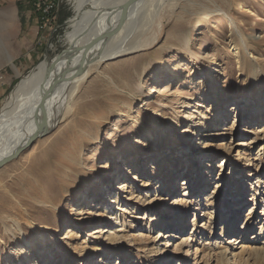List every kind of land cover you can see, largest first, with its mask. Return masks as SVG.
Instances as JSON below:
<instances>
[{
  "label": "rangeland",
  "instance_id": "1",
  "mask_svg": "<svg viewBox=\"0 0 264 264\" xmlns=\"http://www.w3.org/2000/svg\"><path fill=\"white\" fill-rule=\"evenodd\" d=\"M162 4L145 3L111 40V45L138 49L102 62L97 72H90L63 104L50 129L0 167V264H100V258H104L101 264H149L158 223L164 219L159 212H167L158 202L169 194L164 188L168 176L174 175V188L182 195L191 159L201 166L193 176V180L200 179V186L191 193L200 191L189 198L183 233L173 228L177 236L194 235L195 243L211 244L224 222L217 221L222 213L236 217L235 229L240 231L253 206L248 224H264L262 82L254 88L256 97L261 94L263 99L260 117L252 113L247 119L251 133L240 134L245 124L232 126L229 112L243 97L248 69L240 64L256 58L264 71V0H169ZM7 10L11 16L4 18L1 13ZM73 11L72 0H0V106L21 76L67 47L64 35ZM236 27L246 38V48L236 45ZM156 51L162 52L179 78L149 65ZM151 86L155 92L148 97ZM92 125L99 129V136L87 143L85 132L92 131ZM191 127L188 143L185 131ZM75 141L84 145L78 164L73 158ZM69 163L78 172L84 167L88 183L63 197L67 180L79 179L73 172L68 174ZM110 171L116 177L106 183ZM127 171H133L134 180H128ZM122 177L126 185L131 184L129 192L116 190ZM95 185L101 189L97 195L107 200L111 218L106 222L91 190ZM54 197L62 200L56 232L50 231L55 220L45 207ZM200 201L216 214L199 234L192 221L198 215L205 217L195 204ZM89 210L98 215L86 221L88 233L80 231L73 219L85 217ZM29 220L45 223V228L38 231ZM97 227H102L100 235L90 233ZM108 232L118 238L113 244L105 238ZM71 233L78 236L71 238ZM124 237L129 241L126 244ZM263 238L264 232L258 236ZM81 246L86 251L98 246L101 251L86 261L79 257ZM184 248L170 252L171 244L165 258L171 256V264H204L208 258L196 260L201 253L196 256L198 262L190 253L183 258ZM23 251L28 259H21ZM249 254L240 264H264V255ZM208 259L205 264L216 263V257ZM227 264L239 263L230 260Z\"/></svg>",
  "mask_w": 264,
  "mask_h": 264
},
{
  "label": "bare ground",
  "instance_id": "2",
  "mask_svg": "<svg viewBox=\"0 0 264 264\" xmlns=\"http://www.w3.org/2000/svg\"><path fill=\"white\" fill-rule=\"evenodd\" d=\"M72 1H73L74 13L69 18L70 29L64 35L68 43L67 47L63 50L61 55L55 54L53 57L48 56L47 57L48 60L47 59L40 60L34 66V68H32L27 74L21 76L19 80L16 82V84L13 86L11 91L9 92L6 100L0 106V160L12 154L16 150H18L20 146L26 143L30 138V136H32V134L36 131L37 120L35 119V116L37 115V110H39L43 106L45 90L49 86L50 81H52L54 78H56L59 75L62 76V80L51 89L45 108L43 109L40 115V120L38 121V124L41 126L42 129H47L50 125H53L55 121H57V116L61 111L63 104L67 101V99H69L74 94L77 87H79L81 81L84 80L90 74V72L92 71L97 72L100 69L99 67L101 66L102 62L113 60L119 57L120 55L130 54L132 52H135L136 49H138L137 47H133L132 45L130 46L111 45L112 43L111 40L115 39V37L119 35L123 26L127 24L128 20L134 14H136V12L147 2L155 3L158 6H161L163 5L162 3L169 0H72ZM217 10L220 11V9ZM222 12L225 13L224 11ZM1 14L4 18H9L11 16L9 10L3 11ZM124 15L125 18L121 19V17ZM117 24H118L117 31L114 32L107 40L99 39L100 35L104 31L111 30ZM236 35L238 37V42L236 45L241 46L242 48H246L247 47L246 38L243 36L239 28L237 27H236ZM96 38L98 39L96 40ZM184 39L185 38H183V43L186 42L184 41ZM94 40L96 41L94 42ZM88 44L89 47L86 51H82V52L80 51L78 55L72 57L71 61L68 64H66V55L68 50H72L76 47L83 48ZM236 48H234V53H235L236 61H238L240 57L238 56V51L236 50ZM84 54L91 55L92 59L87 63V65L81 71V73H76L75 71L76 66L80 62ZM260 63L261 62L256 58H247V61H243V63L240 64L248 69V73L244 79L245 85L242 89L243 97L237 100L235 104H233L232 110L229 111L233 114L231 117L232 119H230L231 120L230 123L232 126H235L234 125L235 123L245 124L242 126L240 125L241 126L240 127L241 129L239 131L240 134H249L252 132L251 130L248 131L249 126H247L248 124L247 119L252 113L256 114L257 118L260 117L259 116L260 104L263 103L262 101L263 99L260 100L261 94L258 97H256V93L254 94V88L258 85V83L260 84V81L262 82L261 88H264V71L262 70ZM170 64L164 58L161 51H156L153 55V60L149 63L150 66L156 65L158 69L160 68L166 70L169 73V75H172V77H174L175 79L179 78L178 72L175 70V68L171 67ZM154 92H155V87L151 86L149 89V94H147L148 97L151 95V93ZM249 100H250V104H248ZM255 106L256 109L254 110L253 107ZM247 107H250V109L252 108L251 110L254 111L253 112L246 111L245 109ZM120 113L121 115L125 114L124 111L122 110L120 111ZM202 123L203 120L199 122L198 125L196 126H200L202 125ZM91 129L92 131L90 130L88 132H85L84 140L87 143H91L92 141L97 140L99 136V135L97 136L99 130L97 126L92 125ZM185 133H186V137L184 138L186 142L188 143L191 142L190 138L193 133L192 127L187 129ZM83 146L84 145L82 141H78V142L75 141L72 144L73 151L76 150V156L73 157L74 159L75 158L77 159L76 164L80 162ZM211 146L212 145H209V149L213 148ZM114 153H117V151H115ZM135 159L136 157L134 156L133 163ZM196 163L193 164V160L191 159V161L188 164V172L182 180V183L186 185L181 189V191L183 192L182 195H180L177 192V190L174 188V180H175L174 175L172 174H170V176L167 175L169 177V180H167L166 182L167 184L165 185L164 188L167 189L169 194L162 201L158 202L159 205L162 204L163 207H165L167 212L166 213H162L163 211L159 212V215H162L164 219L159 220L157 218L159 220L158 227L160 228V230H158V234L155 236L152 243L153 246L151 250L154 252V255L150 257L149 264H171L170 262L171 256L165 258V255L167 254V252H169V247L171 246V244L173 245V249L170 252H174V250L180 251L182 246H184L185 248L182 252L184 253L183 258L188 257L190 253V255H192V259L194 260V262H198V261L200 262V260L204 259L206 256H208V258L214 256V259L216 257L215 264H227L229 263L230 260L240 264L243 261L246 262L247 258L250 255L249 254L250 252L254 254L256 257H260L264 255V238L262 240L258 239V236L264 232V224L261 226H256L257 223L254 221H253L254 223L248 224L249 220L247 219L250 217L248 215L251 214L255 206H253V209H251L248 215L245 216L244 220H242L243 224L240 231L239 228L238 230L235 229L236 228L235 223L237 221L236 217L233 216L227 217L224 213H222L220 217L218 218L216 217L217 221L223 220L224 222L220 227V233H218V235L216 234V237L214 236L213 240L209 238V240L210 239L212 240L211 244H209L210 241H207L202 245H200L201 243L197 244L198 242L195 243L196 239H194L193 237L194 235H192L191 238L188 237L190 238L189 241L188 238H182V237L180 238L179 236H177L176 233L178 231H176L173 228L177 227V230H179L180 232L184 230V218L186 215L185 210L187 209V204L192 202V199L189 198L195 194H198L200 191L199 189L198 191L191 193L192 190L195 191L196 188L200 186L199 178L193 180L194 174H196V172H200L201 169V166L200 165L197 166ZM66 167L69 175H71L70 172H73L78 176L79 179L67 180L66 183L68 185L64 187L66 188V190L65 192L63 191L61 193V196L63 195V197H65L66 193L68 192H72L74 190H78V191L82 190L81 188L83 187V185H86L88 183L87 179L83 178L84 173L82 172L84 170L83 169L84 167L80 168L79 172L77 170L78 167L76 165H73L72 163H69L68 165H66ZM114 172L115 171L113 172L110 171L109 175L111 176L108 175L105 176L106 183L115 180L116 175ZM130 173H133V171L132 172L127 171L126 177L128 178V180L130 179L134 180L135 178L130 177ZM119 180L121 183H118V187L116 190H119L120 192L123 193L127 191L129 192V190L127 189L131 188L130 187L131 184L126 185L124 181L125 179H123V177L122 179ZM192 186L194 187V189ZM143 187H145V183L143 184ZM91 190L93 191V193H96L94 195V198H96L98 211L99 209L104 210L103 211V213L105 214L104 220L106 222V220H109L111 218L110 212L107 210V208H109L107 204V200L104 201L103 198L99 197V194L97 195V192L101 190L99 189L98 185L91 187ZM54 200H55L54 202L53 201L45 202V203L48 202L47 203L48 206L45 207L48 208V210L53 214L55 220L56 226H52L50 229V231L52 232H56L57 230V224H58L57 219L59 218L57 217V212H58L57 210L60 209L61 201H62L61 199H60L61 201L60 200L57 201V197L56 198L54 197ZM195 204H197L200 212H205L204 213L205 217L199 218L198 215L192 221L194 231L199 232L200 234L202 233L203 230H205L203 228L209 225V220H211L212 222L214 221L216 210L214 209L211 211L210 209L207 208V205H205L201 201ZM26 213H28L27 210ZM261 214L264 215V206L262 207ZM95 215H98L96 211L93 212L92 210H89L88 214L85 217L79 216V218H74L73 221L75 224H77L80 231H86L87 230L86 221L93 220V217ZM154 220L156 219L154 218ZM28 222L32 226H34L36 230L43 229L45 228L46 225L45 223H41V222L38 223L32 220H29ZM263 222H264V218H263ZM101 230L102 227H97L96 229H93L92 232L90 233L100 235ZM75 236L78 235L75 233ZM75 236L73 233H71L69 237L72 238ZM105 238L109 242V244H113V242L116 241V239H118L116 237L115 232L106 233ZM175 238H177L178 240H175ZM158 241H161V243L158 244ZM123 242L125 244L128 243L129 242L128 238L124 237ZM191 245H193V248L191 247ZM85 246H81L78 249V254L79 257L84 256L83 259L86 261L87 259L88 260L93 259L94 256L93 253H98L101 251V248L98 246H93L86 251ZM246 248L247 251L249 250L248 251L249 253L247 252L245 253ZM38 253L40 255V251ZM197 254L198 256L200 254L199 259H196ZM21 255H22L21 259L23 258L28 259L27 258L28 256L25 251H23ZM118 255H121V251L119 252ZM208 258L207 260H209ZM103 259L102 258L99 259L100 264L103 263ZM195 259L198 261H195ZM206 261L203 262L206 263Z\"/></svg>",
  "mask_w": 264,
  "mask_h": 264
},
{
  "label": "water",
  "instance_id": "3",
  "mask_svg": "<svg viewBox=\"0 0 264 264\" xmlns=\"http://www.w3.org/2000/svg\"><path fill=\"white\" fill-rule=\"evenodd\" d=\"M125 18V15L121 17V19H124ZM120 19V20H121ZM120 22V21H119ZM117 28H118V24L116 26H114L111 30H106L104 31L99 39L101 40H107L114 32L117 31ZM98 38H96L97 40ZM94 40V42L96 41ZM93 42V43H94ZM89 47V44L84 46L83 48H74L72 50H68L67 52V55H66V64H68L70 61H71V58L72 57H75L76 55L79 54V52L81 51H86ZM63 52V51H62ZM61 53H58L57 55H61ZM92 59L91 55H88V54H84V56L81 58L80 62L77 64L76 66V73H81V71L85 68V66L87 65V63ZM69 68V67H68ZM67 69V68H66ZM68 70V69H67ZM62 80V76H57L56 78H54L52 81H50V84L49 86L46 88L45 90V96H44V100H43V106L37 110V115L35 116V119L37 120V129L36 131L32 134V136H30V138L28 139V141L26 143H24L22 146H20V148L18 150H16L15 152H13L12 154L2 158L0 160V167L9 162L10 160L14 159L15 157H17L20 152L22 150H24L25 148L29 147L33 141H35L38 137H41L43 136L49 129H50V126L47 128V129H42L41 126L38 124V121L40 120V115L43 111V109L45 108V105H46V102H47V99L49 98V94H50V91L51 89L57 84L59 83L60 81Z\"/></svg>",
  "mask_w": 264,
  "mask_h": 264
},
{
  "label": "trees",
  "instance_id": "4",
  "mask_svg": "<svg viewBox=\"0 0 264 264\" xmlns=\"http://www.w3.org/2000/svg\"><path fill=\"white\" fill-rule=\"evenodd\" d=\"M38 10L37 11H39V12H42V10L40 9V8H37ZM40 15V14H39Z\"/></svg>",
  "mask_w": 264,
  "mask_h": 264
}]
</instances>
